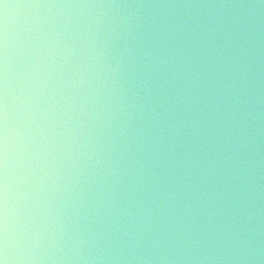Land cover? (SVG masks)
Masks as SVG:
<instances>
[{"label": "clouds", "instance_id": "obj_1", "mask_svg": "<svg viewBox=\"0 0 264 264\" xmlns=\"http://www.w3.org/2000/svg\"><path fill=\"white\" fill-rule=\"evenodd\" d=\"M0 264H264V0H0Z\"/></svg>", "mask_w": 264, "mask_h": 264}]
</instances>
